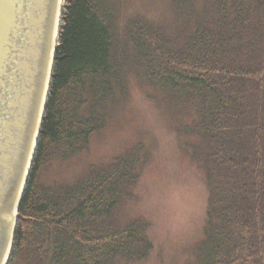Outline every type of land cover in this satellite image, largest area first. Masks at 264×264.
<instances>
[{
	"label": "trees",
	"instance_id": "16d2710c",
	"mask_svg": "<svg viewBox=\"0 0 264 264\" xmlns=\"http://www.w3.org/2000/svg\"><path fill=\"white\" fill-rule=\"evenodd\" d=\"M126 1L63 0L6 264H128L149 253V222L121 216L147 147L87 159L132 82L204 175L195 264H264V0H169L159 19Z\"/></svg>",
	"mask_w": 264,
	"mask_h": 264
},
{
	"label": "rangeland",
	"instance_id": "374dc122",
	"mask_svg": "<svg viewBox=\"0 0 264 264\" xmlns=\"http://www.w3.org/2000/svg\"><path fill=\"white\" fill-rule=\"evenodd\" d=\"M130 9L154 19L168 17L170 11L169 0H127L126 10ZM137 142L145 144L150 159L134 196L123 203L121 216L147 220L152 247L144 259L128 264H195L194 246L206 218L204 175L183 152L166 115L147 97L145 87L132 82L121 113L93 136L87 159L106 162Z\"/></svg>",
	"mask_w": 264,
	"mask_h": 264
},
{
	"label": "water",
	"instance_id": "95a60500",
	"mask_svg": "<svg viewBox=\"0 0 264 264\" xmlns=\"http://www.w3.org/2000/svg\"><path fill=\"white\" fill-rule=\"evenodd\" d=\"M61 3L0 0V264L10 256L18 204L35 153Z\"/></svg>",
	"mask_w": 264,
	"mask_h": 264
},
{
	"label": "bare ground",
	"instance_id": "6f19581e",
	"mask_svg": "<svg viewBox=\"0 0 264 264\" xmlns=\"http://www.w3.org/2000/svg\"><path fill=\"white\" fill-rule=\"evenodd\" d=\"M15 214H16V210H15V207H14L13 212H12V215H11V217H10V221H11V223L13 222V220H14V218H15Z\"/></svg>",
	"mask_w": 264,
	"mask_h": 264
}]
</instances>
